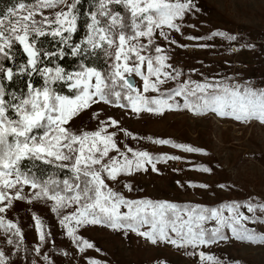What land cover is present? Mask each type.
Instances as JSON below:
<instances>
[{
    "label": "snow or ice",
    "instance_id": "1",
    "mask_svg": "<svg viewBox=\"0 0 264 264\" xmlns=\"http://www.w3.org/2000/svg\"><path fill=\"white\" fill-rule=\"evenodd\" d=\"M83 3L18 0L6 14H0V230L7 244L18 251L24 237L18 224L4 214L14 201L34 200L51 202V211L60 217V225L81 253L95 248L78 234V229L89 225L132 232L154 245L163 242L177 248L200 249L233 239L264 244V233L247 226L248 222L264 224V218L256 215L264 213V202L204 207L127 198L108 182H119L121 175L147 172L149 166L159 172L158 163L180 157L154 156L127 143L121 147L118 133L138 137L112 116L100 119V111L92 116L98 121L95 130L71 126L74 118L99 104L136 115L185 109L196 115L214 113L264 125V88L180 80L184 73L168 62L171 56L157 41L177 43L170 33L181 32L180 22L196 8L193 0H90L86 13L81 9ZM82 16H86V30L76 42ZM215 36L236 39L221 31L202 39ZM46 41L51 48L45 46ZM21 55L24 59H19ZM69 55L81 58L75 70L61 64ZM169 81L179 83L164 89ZM21 82L18 89L12 87ZM61 85L67 94L59 91ZM178 97L183 98L182 104ZM147 139L184 152L203 151L171 140ZM41 165L49 171L38 174ZM199 170L210 171L206 167ZM123 186L133 190L130 183ZM26 187L31 189L29 195H25ZM33 219L42 246L48 233L39 217ZM211 222L214 226L207 227ZM145 227L148 230H142ZM35 251L39 254L40 246ZM187 254L198 256L200 264H224L203 250ZM43 258L49 260L47 255ZM9 260L0 249V264H9ZM87 264L101 261L89 259Z\"/></svg>",
    "mask_w": 264,
    "mask_h": 264
},
{
    "label": "rangeland",
    "instance_id": "2",
    "mask_svg": "<svg viewBox=\"0 0 264 264\" xmlns=\"http://www.w3.org/2000/svg\"><path fill=\"white\" fill-rule=\"evenodd\" d=\"M193 3L196 8L180 22L181 32L170 33V38L177 43L170 44L163 39L157 41L171 56L168 62L184 73L180 80L222 81L230 85L264 88V0H193ZM214 31L225 32L236 39L222 36L202 39ZM188 36L198 39H186ZM137 83H140L138 78ZM178 83L169 81L163 88L171 89ZM177 99L183 103L182 97ZM97 111L101 112L100 119L112 116L120 121L123 129L138 137L131 139L122 132L118 133L121 147L127 143L154 156L180 157L179 160L158 163L159 172L152 171L149 166L147 172L121 175L119 182H108L127 198L178 204L191 202L204 207L233 202L244 204L249 200L264 202V125L259 122L243 123L214 113L196 115L185 109L166 110L162 115L148 112L136 115L130 110L99 104L74 118L72 128L95 130L98 121L92 116ZM148 137L187 144L203 151L184 152L171 145L154 144ZM201 167L210 171L202 172ZM124 183H130L133 190L128 191ZM192 184H206L208 187H191ZM24 192L29 195L31 189L26 187ZM241 211L252 216L246 208ZM8 213L24 237L17 251L7 244V238L0 230V249L10 258L9 264H87L89 259L99 260L101 264H200L198 256L187 254L200 250L215 254L224 264H264V244L233 239L200 249L177 248L163 242L154 245L135 233L125 234L99 225L78 229L79 235L95 245V248L81 253L60 225V217L51 211V202L14 201L4 215ZM224 214L229 215L227 211ZM256 215L264 218V213L257 212ZM33 216L40 218L43 230L48 233L50 242L47 245L44 241L41 246ZM206 226L212 227L214 222ZM247 226L264 233V224L248 222ZM38 246L39 254L35 251ZM45 255L48 261L43 258Z\"/></svg>",
    "mask_w": 264,
    "mask_h": 264
},
{
    "label": "trees",
    "instance_id": "3",
    "mask_svg": "<svg viewBox=\"0 0 264 264\" xmlns=\"http://www.w3.org/2000/svg\"><path fill=\"white\" fill-rule=\"evenodd\" d=\"M18 0H0V14H6L7 10L14 7L17 4ZM24 2H27V0H24ZM90 7V0H84L83 5L81 6L82 12L86 13L88 8ZM85 30H86V16H82L81 20H80V30L78 32V34L74 37L76 42H79V40L81 38H83L84 34H85ZM45 46L51 48L52 44L48 41L45 42ZM19 59H24V57L21 55L19 57ZM81 62V58H74L71 55L67 56L63 61H61L62 66H64L65 68H67L68 70H75L79 63ZM22 86V82L18 83V84H14L12 85L13 88H19ZM59 91L64 92L67 94L68 90L65 86L61 85L59 86ZM27 163L25 164V167H27ZM47 171H49V169L44 166L41 165L39 169H37L38 174L41 172L46 173ZM63 176V174H62ZM132 199H136V198H132ZM181 204H192L191 202H183ZM6 219L8 220H13V216L11 214H7L5 215ZM47 225V223L45 224ZM45 230H48V228H45ZM46 245L47 242H50V238L47 236L46 237ZM24 250L27 251V248H23ZM28 253V252H27Z\"/></svg>",
    "mask_w": 264,
    "mask_h": 264
}]
</instances>
